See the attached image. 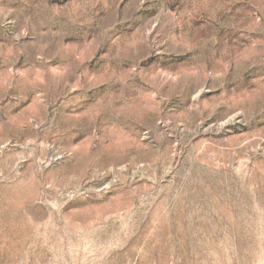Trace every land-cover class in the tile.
<instances>
[{
    "label": "rangeland",
    "instance_id": "374dc122",
    "mask_svg": "<svg viewBox=\"0 0 264 264\" xmlns=\"http://www.w3.org/2000/svg\"><path fill=\"white\" fill-rule=\"evenodd\" d=\"M0 264H264V0H0Z\"/></svg>",
    "mask_w": 264,
    "mask_h": 264
}]
</instances>
